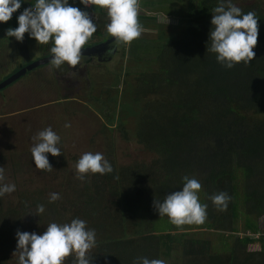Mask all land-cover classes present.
<instances>
[{"label":"trees","instance_id":"16d2710c","mask_svg":"<svg viewBox=\"0 0 264 264\" xmlns=\"http://www.w3.org/2000/svg\"><path fill=\"white\" fill-rule=\"evenodd\" d=\"M219 3L180 0L171 16L179 22L170 31L173 35L163 43L145 42L138 47L140 52L154 56L150 57L154 73L141 71L135 88L137 95L152 97L141 116L139 132L144 147L155 154L154 159L147 166L118 169L107 153L105 159L112 173H88L80 185L54 192L60 198L51 203L44 189L19 195L14 202L4 203L0 198V264H5L17 243V230L41 235L50 223L62 225L77 218L86 221V227L94 229L96 235L98 231H111L108 222L122 228L124 222L129 226L134 220L136 238L108 241L104 250L98 247L89 251L91 264H133L139 257L158 259L159 242L164 256H168L176 226L167 216L159 217L153 201L162 202L167 195L182 190L185 176L201 183L203 202L211 204L210 209H217L209 199L212 195L223 191L231 197L226 210L217 209L219 214L209 218L219 230H225L224 222L228 221L227 230L232 232L237 218L236 174L240 171L250 189L244 194V202H251L244 214V228L251 233L257 231L255 220L264 211V120L249 126L245 113L250 110L264 115V0L237 6L243 14L256 13L258 41L253 60L231 69L218 63L215 53L207 52L212 9ZM103 10L97 7V14L105 16ZM105 25L99 22L97 31ZM178 31L183 36L174 39ZM45 155L53 170H38L42 174L62 172L63 156ZM252 177L259 178L250 182ZM38 205L44 206L43 213L37 212ZM145 228L149 231L143 232ZM258 240L264 262V241ZM238 242L245 246L253 240L244 236ZM218 250L211 264H222L221 255L226 257L224 264L235 262L231 251L226 254ZM210 252L207 241L187 238L181 244L185 259L204 258ZM74 259L75 254L70 255L63 264H73Z\"/></svg>","mask_w":264,"mask_h":264},{"label":"rangeland","instance_id":"374dc122","mask_svg":"<svg viewBox=\"0 0 264 264\" xmlns=\"http://www.w3.org/2000/svg\"><path fill=\"white\" fill-rule=\"evenodd\" d=\"M252 1L254 0H232V3L235 6H243ZM158 22L164 29L171 24L165 18L159 19ZM168 30L170 29L166 28L165 33ZM146 34L152 36L154 32L148 31ZM176 35L178 36H174V39H180L183 33L178 31ZM151 56H139V60L128 56L126 62L118 61L116 66L115 63L109 67L103 65L107 70L112 68L110 75L100 77L98 73L97 77L87 73L83 80L76 79L78 83L74 80L66 81L65 87L62 88V82L56 83V87H36L32 78L38 75L33 73L38 69H33L0 89V167H4V181L0 183L16 186L14 192L0 197L2 201L14 202L19 195L29 194L34 189L47 190L45 196H50L54 192L60 193L65 187L80 185L88 175H85L83 181L78 179L75 165L85 152H99L104 157L107 153L111 154L118 169L147 166L155 154L142 144L139 123L145 113V106L150 103L152 97L137 95L135 88L136 78L141 71L145 74L154 73L155 64L150 62ZM245 115L250 120L249 126L264 120V115L252 114L250 110ZM65 124H70V127H65ZM48 127L60 137L57 147L62 152L64 165L62 172L42 174L35 167L31 148L36 143L33 137ZM236 175L237 218L232 224L234 230H227L228 221L224 222L225 230L213 227L215 224L209 217L219 213L215 208L210 209L209 204L204 223L185 224L179 228L176 226V230L171 232L173 242L168 256H164L163 244L157 243L158 259L165 260L166 264H211L217 256L215 251L222 249L226 254L231 251L235 255L233 264H264L258 240L261 238L264 241V211L255 220L257 231H247L244 228V214L251 202H244V194L250 191L249 183H244L240 171ZM255 178L257 180L259 177ZM256 180L252 177L250 182ZM198 197L199 202L205 204L201 189ZM261 207L264 209V206ZM132 221L129 226L124 222L122 228L108 222V230L110 227L111 231H98L95 247L90 251L93 252L98 247L104 250V244L108 241L136 238L133 233L134 220ZM147 231L149 229L145 228L143 232ZM244 236L252 238L253 242L242 246L238 241ZM187 238L207 241L211 246L209 255L204 258L185 259L181 254V244ZM16 249L17 243L9 252L5 264H19L16 259L18 254L13 255ZM225 258L221 255L219 261L224 264Z\"/></svg>","mask_w":264,"mask_h":264},{"label":"clouds","instance_id":"9594fccd","mask_svg":"<svg viewBox=\"0 0 264 264\" xmlns=\"http://www.w3.org/2000/svg\"><path fill=\"white\" fill-rule=\"evenodd\" d=\"M80 3L85 8L94 5L107 10L110 22L106 30L115 38L114 43L130 44L141 36L143 28L138 20L139 0H80ZM21 5L22 0H0V23H7ZM17 19L18 27L8 28L6 37H15L18 42H23L25 33H28L38 45H47L51 40L50 64L55 69H59L65 62L72 68L80 65L81 50L97 31L89 14L70 6L68 0H36ZM257 21L255 12L243 14L232 0H220L219 5L212 9V29L207 52L215 53L217 62L228 69L242 61L250 63L255 57L253 49L258 41ZM65 127H70V124H65ZM33 140L36 143L31 148V155L35 167L51 172L53 168L45 154L50 153L53 157L62 154L57 147L60 137L48 127L34 136ZM75 170L77 178L83 181L88 173L110 174L113 168L103 154L85 152L76 162ZM183 179L185 183L182 190L172 192L162 202L156 199L153 201V208L159 217L167 216L170 223L178 228L185 224H202L207 218L208 206L201 204L198 197L201 183L187 176ZM2 181L4 167H0ZM15 189V184L0 183V197L11 194ZM59 198L58 193H51L49 202ZM209 199L218 210L223 211L231 197L222 191ZM44 211L43 205L37 206L38 213ZM95 237V230L88 229L86 221L79 218L62 225L53 222L42 235L17 230V249L13 255L18 254L19 264H63L65 258L73 254V264H91L93 257L88 253L95 247ZM133 264H166V261L139 257Z\"/></svg>","mask_w":264,"mask_h":264},{"label":"crops","instance_id":"0c3cea01","mask_svg":"<svg viewBox=\"0 0 264 264\" xmlns=\"http://www.w3.org/2000/svg\"><path fill=\"white\" fill-rule=\"evenodd\" d=\"M35 2L36 0H22L21 6H32ZM68 3L70 6L77 7L81 11H84V5L80 3V0H68ZM179 4L180 0H139L138 20L142 25L143 31L138 39H135L130 44H116L93 56L81 55L80 65H77L75 68L68 66L66 62L59 69L53 68L50 61L38 65L33 68L38 69L37 72H33L34 74H38L32 78V81L35 83L34 85L38 88H44L46 86L56 87V83L62 82L63 85L60 84V88H62L65 87L66 81L74 80L75 83H78V80H83L87 77V73L96 76L99 73L100 77L107 74L110 75L109 71L112 68L107 70L105 67H109L114 63L116 66L118 61L121 62L122 60L126 62L128 56L129 58H132V56L137 57L139 60V56L152 55L151 52L144 53L142 51L144 54L140 52L141 50H138L139 45L145 42H147V44L149 42L156 43L159 40L163 42L165 39L171 37L169 35L170 31L179 23L174 18L172 19L171 16ZM96 10L97 7L92 9V14L94 16L93 22L95 25H98L99 22H105L106 25L102 30L97 31L96 34L87 41L83 48L95 46L111 37L106 30V26L110 22L107 14L105 16L101 14L98 15ZM103 12L106 13L107 10L104 9ZM164 18L171 23L170 26L166 27L170 29L167 33H165L166 28L164 29L158 22L159 19ZM16 27H18V20L15 18H11L7 23H0V82L28 64L52 55L50 53V48L53 46L51 40L47 45H38L34 38L29 37L28 33H25L23 42H18L15 37H6V30ZM148 31H153L154 35L150 36L146 34ZM103 65L105 67H103ZM27 72L19 77L24 76ZM19 77L17 79H19Z\"/></svg>","mask_w":264,"mask_h":264},{"label":"water","instance_id":"95a60500","mask_svg":"<svg viewBox=\"0 0 264 264\" xmlns=\"http://www.w3.org/2000/svg\"><path fill=\"white\" fill-rule=\"evenodd\" d=\"M115 38L114 37H110L107 40H105L102 43H99L95 46L92 47H87V48H83L81 50V55L82 56H93L96 55L100 52H103L113 46L116 45V43H114ZM52 55L38 60L36 62H33L31 64H28L27 66L23 67L22 69L18 70L17 72H15L14 74H12L11 76H9L8 78L4 79L3 81L0 82V89H2L3 87H5L6 85L10 84L12 81H14L15 79H17L19 76L23 75L25 72L37 67L38 65H41L43 63H47L51 60Z\"/></svg>","mask_w":264,"mask_h":264},{"label":"built area","instance_id":"2783aa9c","mask_svg":"<svg viewBox=\"0 0 264 264\" xmlns=\"http://www.w3.org/2000/svg\"><path fill=\"white\" fill-rule=\"evenodd\" d=\"M93 6H94V5H90V6H88L87 8H85V6H84V10H85V12H87V13L89 14V17H90L92 20H93V18H94L93 14H92V12H91V8H92ZM28 7H31V6H29V5L21 6V8H20L19 10H17V12L13 13L12 17L15 18V19H17L18 16L22 13V11H23L25 8H28ZM17 20H18V19H17Z\"/></svg>","mask_w":264,"mask_h":264}]
</instances>
